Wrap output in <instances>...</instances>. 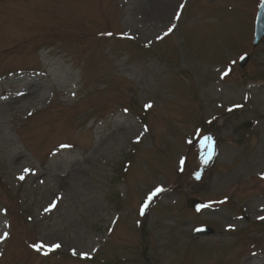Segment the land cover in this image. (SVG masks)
Listing matches in <instances>:
<instances>
[{
    "label": "rangeland",
    "instance_id": "obj_1",
    "mask_svg": "<svg viewBox=\"0 0 264 264\" xmlns=\"http://www.w3.org/2000/svg\"><path fill=\"white\" fill-rule=\"evenodd\" d=\"M261 2L0 0V264H264Z\"/></svg>",
    "mask_w": 264,
    "mask_h": 264
},
{
    "label": "water",
    "instance_id": "obj_2",
    "mask_svg": "<svg viewBox=\"0 0 264 264\" xmlns=\"http://www.w3.org/2000/svg\"><path fill=\"white\" fill-rule=\"evenodd\" d=\"M264 37V0L259 8L257 19H256V27H255V40H254V45L258 46L262 38ZM249 58L244 57L240 65L244 67L246 63L248 62ZM188 207L191 208L192 210L198 212L201 210L202 205L199 200L196 199H191L188 201ZM197 234H208L211 235L213 234V231L210 229H203L197 231Z\"/></svg>",
    "mask_w": 264,
    "mask_h": 264
},
{
    "label": "snow or ice",
    "instance_id": "obj_3",
    "mask_svg": "<svg viewBox=\"0 0 264 264\" xmlns=\"http://www.w3.org/2000/svg\"><path fill=\"white\" fill-rule=\"evenodd\" d=\"M184 7V5L183 4H181V5H179V8L180 9H182ZM175 19H179V14H176L175 15ZM175 28V25L173 24L169 29H168V31L167 32H165L164 33V35H168V34H170L171 33V31L173 30ZM159 38H163V37H159ZM228 73L227 72H225L224 73V75H227ZM146 107H152V105L151 104H149V105H146ZM206 140H208L209 138H205ZM63 147H66V146H63ZM181 164H183V161L181 162ZM25 172H30V170L29 169H25L24 170ZM32 174H34V173H32ZM25 177L23 176V175H21L20 177H19V179H21V180H23ZM262 178H264V177H262ZM197 179H199V176H197ZM161 191H163V189L162 188H157L156 189V192L158 193V192H161ZM51 207H55V203H53L52 205H51ZM145 207H147V205H145ZM47 210V209H46ZM142 214H143V212H142ZM261 219H264V217H261ZM5 235V237H7V233H5L4 234ZM60 247V245L59 244H56V245H53L52 246V248L53 249H55V248H59ZM37 250L39 251V250H41L40 248H37ZM86 255V254H85Z\"/></svg>",
    "mask_w": 264,
    "mask_h": 264
}]
</instances>
